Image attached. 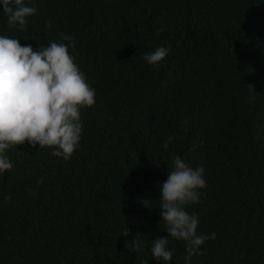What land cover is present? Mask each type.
<instances>
[{
	"label": "trees",
	"instance_id": "trees-1",
	"mask_svg": "<svg viewBox=\"0 0 264 264\" xmlns=\"http://www.w3.org/2000/svg\"><path fill=\"white\" fill-rule=\"evenodd\" d=\"M25 2L36 13L21 29L0 12V35L66 43L96 94L70 159L27 141L7 150L0 264H160L150 246L168 237L159 185L174 156L204 167L187 211L216 234L192 264H264V0ZM132 238L143 250L125 247ZM169 247L184 264L185 242Z\"/></svg>",
	"mask_w": 264,
	"mask_h": 264
},
{
	"label": "clouds",
	"instance_id": "clouds-1",
	"mask_svg": "<svg viewBox=\"0 0 264 264\" xmlns=\"http://www.w3.org/2000/svg\"><path fill=\"white\" fill-rule=\"evenodd\" d=\"M0 5L8 24L21 29L27 17L37 11L25 0H0ZM61 40L71 41L72 37L62 34ZM169 52V47L158 46L146 53L144 60L155 67ZM95 94L66 43L49 41L47 46L33 50L31 44L21 45L18 38L0 35V176L14 167L7 150L26 141L32 146L39 144L40 149L51 148L54 156L70 159L83 134L80 109L94 105ZM172 164L167 179L159 185V214L168 237L152 240L150 252L160 264H171L169 240H183L184 264H192L193 256L204 254L201 246L205 241L216 236L215 232H198V215L187 211L188 206L199 203L207 186L205 169L202 165L191 167L179 156L173 157ZM42 182L43 177L36 181ZM129 232L127 227L120 235ZM125 247L135 253L143 250L136 238L126 241Z\"/></svg>",
	"mask_w": 264,
	"mask_h": 264
}]
</instances>
